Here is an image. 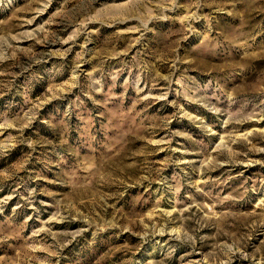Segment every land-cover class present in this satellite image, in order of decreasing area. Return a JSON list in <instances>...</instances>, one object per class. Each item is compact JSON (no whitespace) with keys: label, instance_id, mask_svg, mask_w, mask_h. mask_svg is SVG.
<instances>
[{"label":"rangeland","instance_id":"1","mask_svg":"<svg viewBox=\"0 0 264 264\" xmlns=\"http://www.w3.org/2000/svg\"><path fill=\"white\" fill-rule=\"evenodd\" d=\"M0 264H264V0H0Z\"/></svg>","mask_w":264,"mask_h":264}]
</instances>
